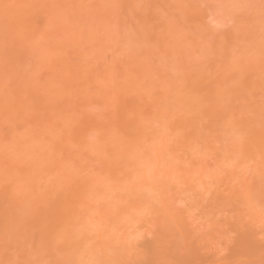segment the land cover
Segmentation results:
<instances>
[{
	"label": "bare ground",
	"instance_id": "6f19581e",
	"mask_svg": "<svg viewBox=\"0 0 264 264\" xmlns=\"http://www.w3.org/2000/svg\"><path fill=\"white\" fill-rule=\"evenodd\" d=\"M228 2L214 37L197 0H0V264H264V0Z\"/></svg>",
	"mask_w": 264,
	"mask_h": 264
},
{
	"label": "rangeland",
	"instance_id": "374dc122",
	"mask_svg": "<svg viewBox=\"0 0 264 264\" xmlns=\"http://www.w3.org/2000/svg\"><path fill=\"white\" fill-rule=\"evenodd\" d=\"M197 1L198 4L201 6L202 11L204 12L203 21L206 26L212 31L214 37H220L221 35L226 34L234 26L235 22L233 17L231 15L229 16L223 14L227 11V9L229 10V0ZM76 2L78 5L82 4V6L84 7V12L90 13L89 15L96 16L97 18H99L104 14V5L102 4V0H76ZM245 13L248 14L250 13V11L245 10ZM34 16L36 19V25L40 28L41 35H43L45 31V26L48 23L54 21V19L49 13L47 4L46 10L44 6L37 7ZM73 59L77 61L78 56H73Z\"/></svg>",
	"mask_w": 264,
	"mask_h": 264
}]
</instances>
